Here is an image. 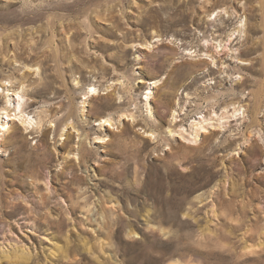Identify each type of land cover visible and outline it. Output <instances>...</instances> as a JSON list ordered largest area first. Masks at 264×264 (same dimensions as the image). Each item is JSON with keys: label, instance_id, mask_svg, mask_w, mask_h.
Listing matches in <instances>:
<instances>
[{"label": "rangeland", "instance_id": "374dc122", "mask_svg": "<svg viewBox=\"0 0 264 264\" xmlns=\"http://www.w3.org/2000/svg\"><path fill=\"white\" fill-rule=\"evenodd\" d=\"M4 123L0 264H264V0H0Z\"/></svg>", "mask_w": 264, "mask_h": 264}, {"label": "bare ground", "instance_id": "6f19581e", "mask_svg": "<svg viewBox=\"0 0 264 264\" xmlns=\"http://www.w3.org/2000/svg\"><path fill=\"white\" fill-rule=\"evenodd\" d=\"M243 24L240 22V29L242 28ZM221 43V42H220ZM220 43H218V45H220ZM215 49H218L219 48H215ZM203 58L202 59H205V60H210L211 62H213L215 64V58L212 56V54H208V53H203L202 54ZM4 87H12V90L11 89H4L6 92H9L11 93L10 91H12L13 94H15L16 96H18L16 99H17V107L16 109H12V110H9V108L7 106L10 107L11 105V101L10 99L7 100V106L4 108V110L7 111V116L8 117H11L13 116V118L19 120L21 122V124H23L26 128H31L33 129L35 125H37V122H35L32 118H28V117H25V104L22 103V99L23 96L20 94V92L18 91L19 90V87H15V85L11 82V81H8V84L7 85H4ZM23 88V87H22ZM6 95H9V94H6ZM13 102V101H12ZM15 102V100H14ZM240 111V109H234L233 113L234 115H236V112ZM12 112H14V114H11ZM10 113V114H9ZM232 113V115H233ZM108 122V120H104V122ZM103 122V123H104ZM102 123V122H101ZM52 127H54V125H50ZM7 130L5 128V123L4 124H0V130ZM170 132V130H169Z\"/></svg>", "mask_w": 264, "mask_h": 264}]
</instances>
